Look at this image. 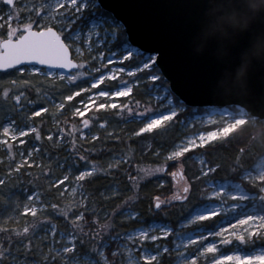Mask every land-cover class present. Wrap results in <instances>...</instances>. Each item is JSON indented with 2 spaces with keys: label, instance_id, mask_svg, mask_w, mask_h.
I'll use <instances>...</instances> for the list:
<instances>
[{
  "label": "snow or ice",
  "instance_id": "1",
  "mask_svg": "<svg viewBox=\"0 0 264 264\" xmlns=\"http://www.w3.org/2000/svg\"><path fill=\"white\" fill-rule=\"evenodd\" d=\"M4 2L8 10H0V70L27 71L63 80L65 72L62 69H71L75 74L67 79L88 86L73 83L75 90L70 94L59 95L63 90L51 91L46 99L42 98L40 88H33L37 98L32 99L28 95L30 81H24V90L4 87L0 93V101L6 109L4 118L0 119V165L3 166L0 204L11 209L0 219V264H264V158L258 163L245 164L242 161L246 159V149L240 147L232 161L235 166L230 168L231 175H217V170L224 168L223 164L211 159L206 152L194 154L192 151L204 148L213 140L232 139L251 116L259 113L243 102L223 107L220 111L231 119L223 121L222 128L183 137L173 135L170 140L161 141L170 144L165 161L179 165L172 173L178 178L177 185L170 197L152 196L149 208L160 210L162 206L170 208L174 202H181L187 205V211L175 222L146 221L142 211L133 207V203H139L141 199V182L153 171H165L168 165L141 169L136 164L137 175L133 176L129 168L133 167L135 149L129 148L120 152L108 149L114 153L113 161L101 167L90 156L102 153L106 144L84 147V143L88 142L91 127L99 124L105 128L109 120L106 116L93 114L92 110L97 113L101 109L116 110L114 118L122 117L125 112L130 114V119L139 117L142 124L132 136L139 138L141 151L146 152L152 150L153 144L145 134L159 141L162 134L172 133L177 126L189 123V105H215L223 93L215 89L216 99L197 101L183 93L174 95V85L164 84L162 92L157 91L156 107L141 106L142 110L136 112L130 104H120L114 98L128 97L133 86L140 83L138 79L128 82L121 78L118 86L105 85V90L100 86L106 79L115 80L121 73L135 77L145 70L151 81L166 79L159 75L164 71L165 52L163 48L138 47L124 35L130 29L114 0ZM130 59L135 62L130 68L108 67L115 61ZM97 62L100 66L94 68L93 64ZM42 65L50 67L42 70ZM85 68L89 70L84 71ZM9 83L16 84L17 81ZM80 93L86 94L87 102L79 99L80 107L72 113L82 117L80 127L72 124L71 131L64 127H58L56 131L48 129L47 136H43L41 128L45 121L41 114L49 112L48 101L55 109H65L66 103L79 97ZM102 97L112 98V102L97 103ZM42 103L45 106H40ZM134 103L139 104L138 101ZM85 113L89 115L85 116ZM37 117L39 123L33 119ZM29 133L34 134L33 147L22 148L28 143ZM108 137L122 143L121 136L115 135V129L103 137L100 131L92 132L91 141L107 140ZM45 139L49 142L47 146L43 144ZM131 139L127 138L129 144ZM145 140L147 142L142 143ZM61 151L65 154L61 155ZM41 152L48 157V167L44 166L43 159L38 161L36 158ZM154 154L159 156L160 149H155ZM193 157L200 166L189 179L182 160ZM34 165L41 168L37 175L43 174L49 179L45 189L39 186L33 190L25 189L27 202L22 203L12 192L13 181L25 173L31 176ZM122 165H125L123 169ZM53 167L63 170L54 178ZM141 171L143 176L139 175ZM117 172H121L125 183L117 178ZM101 174L108 181L104 190L98 197H93L91 192L84 195L87 191L84 184ZM78 190L81 195L76 200ZM69 192L73 196L71 201L61 199ZM126 192L131 194L124 195ZM193 195L200 197L198 203H189ZM114 199L121 203L107 207L106 202ZM20 209L30 215V221L25 219L23 224L19 223ZM49 211L62 216L64 227L58 226ZM164 216L168 217L169 213L165 212ZM217 217L227 218L222 220L227 223L226 228L217 224ZM233 219L235 225L228 222ZM133 221H139V226L120 227ZM236 225L241 226L239 231L235 230ZM42 241H47V247ZM226 245H234L235 250L230 254L221 253L220 248Z\"/></svg>",
  "mask_w": 264,
  "mask_h": 264
},
{
  "label": "water",
  "instance_id": "2",
  "mask_svg": "<svg viewBox=\"0 0 264 264\" xmlns=\"http://www.w3.org/2000/svg\"><path fill=\"white\" fill-rule=\"evenodd\" d=\"M114 3L128 22L126 35L132 43L164 49L162 75L170 87L174 85V94L203 101L216 99L215 89L223 93L215 105L190 107H227L243 102L259 113L256 118L264 120V55L256 54L257 46L264 43V5L255 0ZM238 77L244 79V87H218L221 81L235 82Z\"/></svg>",
  "mask_w": 264,
  "mask_h": 264
},
{
  "label": "trees",
  "instance_id": "3",
  "mask_svg": "<svg viewBox=\"0 0 264 264\" xmlns=\"http://www.w3.org/2000/svg\"><path fill=\"white\" fill-rule=\"evenodd\" d=\"M126 36V32L124 33ZM134 61L131 60L130 62H127L129 66H134ZM84 71H87L86 68L83 69ZM148 70H145V72H138L135 77H132L131 75L124 76L122 75L120 78H117L116 80H108L103 85H111L113 88L118 86L121 83V78H123L124 81L131 82L133 80L138 79L140 83L138 85H135L133 87V92L128 97H121L118 99L120 101V104H125L133 107L134 111L140 112L142 110L141 106H151L153 108L156 107L157 104H155L154 100H148L147 97V90L149 89L151 82L149 83L147 80V73ZM159 75L162 76V73H159ZM163 77V76H162ZM164 84H167L168 82L165 79L160 80ZM40 80L35 77L30 81V84L28 85V95L32 99H36V95L32 91L33 88H37V85L39 84ZM10 86V84H8ZM87 85L86 83L84 86ZM8 86V87H9ZM7 87V85H6ZM24 90V87L22 88ZM56 90H63L60 91L61 95H68L70 94V91H74V89L68 90V87L63 82H52L51 81V91ZM85 93L80 94L79 97L74 98L73 101H68L66 103L65 109H56L57 114L59 115V118L61 120V123L58 127H64L67 128L69 131H71V125L75 124L77 128L80 127V122L82 120V117L76 115L74 116L72 113L74 111V108L78 106L79 99H84ZM135 101H138L139 104L134 103ZM103 102H109L107 98H103L100 103ZM133 102V103H130ZM199 110H202L200 108ZM193 108L188 107V115H193L192 113ZM93 114H97L99 116H106L109 120V123L107 127L101 128L99 124H96L95 127H91L89 133L92 134V132L100 131L102 137L106 136L107 133L111 132L113 129H115V135L121 136L122 143H117L114 141L112 137H108L107 140L101 139L98 141H91V134L88 135V142L84 143L83 140H81V143H84V147H88L90 145L98 146L99 144L103 143L106 144V149L100 153V154H92L90 156V159H94L98 162V164L101 167H106L107 163L113 161V155L114 153H111L108 151V149H114L116 152L120 151H127L129 148L135 149V158L132 160V168H129V171L133 176L137 175V171L135 170V165L139 164L140 167L149 166V165H156L160 162V159L162 157V154L159 156H156L155 149L159 148L160 152L167 153L168 150H170V144L164 143L161 141H164L165 139H171L173 135L175 137H183L186 133V131H183V126H177L172 133H165L160 136V140H154L150 135H147V140H151L153 144V148L150 151H141V145L137 141L139 140L138 137L132 136V133L142 124L141 119H130V114L128 112H125L122 117L114 118L116 110H99L98 113L95 112V110H92ZM62 113V115H61ZM44 118L45 125L41 128V132L43 136H47V130L52 128V122L51 118L48 115V113L41 114ZM89 113H85V116H88ZM37 123H39V117L34 118ZM198 127V126H196ZM211 126H202L201 129H209ZM77 135H79L77 133ZM128 137H132L131 143L129 144L127 141ZM56 139V138H54ZM147 140L143 141L142 143H146ZM43 144L47 146L49 142L47 139L43 141ZM243 147L246 149L245 157L246 159L242 161L245 164H252L256 163L257 160L264 155V122L261 120H248L246 124L241 126L238 130V133L233 134V138L230 140H225L223 142L221 141H215L212 142L201 150H199V153H207V155L217 162L224 165V168L217 170V175H231L230 168L234 167L235 165L232 163L234 157L238 154L237 149ZM42 153V159L44 161V166L48 167L50 162L48 160V157ZM65 153L61 151V155H64ZM188 155V154H187ZM186 155V156H187ZM41 160V159H40ZM183 163L185 164V175L191 178L192 173L199 168L197 162L194 158H190L188 160H183ZM125 167V165H122V169ZM0 171H3L2 165H0ZM53 176L59 175L61 171H63L60 168L53 167ZM37 173H41V168L37 166L32 167V175L27 176L24 174V178L30 181H32V186L35 188L36 186H39L41 189L46 188V184L48 182L49 178H46L43 174L37 175ZM117 178L121 181V183H125L124 177L122 176L121 172L115 173ZM108 181L104 177L103 174L98 176L95 180L89 181L88 183L84 184V188L87 190L84 192V195H87L88 192H91L93 197H98L99 192L104 190V185L107 184ZM170 192V184L165 183L163 185L160 184V182L154 178V177H147L144 181L141 182V189L139 192V195L141 197L139 203H133V207L137 208L138 210L142 211L143 213V219L149 222H166L168 220H171L173 222L176 221L177 217L184 213L186 214L187 211V205L182 204L181 202L174 203L173 206L170 208H163L160 210L150 209L149 205L151 203V197L155 195H167ZM130 192L124 193V195H130ZM200 197L198 195H193L189 201V203H198ZM60 202V201H56ZM121 203V200L114 199L111 201L106 202L107 207H112L115 205H119ZM4 205L0 204V211L3 210ZM168 212L169 216L165 217L164 213ZM20 218L19 223L23 224L25 219L31 220L30 215L22 213V211H19ZM49 215L53 217V220L57 222L59 227H64V221L62 216L55 215L52 211L48 212ZM103 222V221H102ZM139 221H133L130 223L121 224L120 227L122 228H128L131 229L133 227L139 226Z\"/></svg>",
  "mask_w": 264,
  "mask_h": 264
},
{
  "label": "rangeland",
  "instance_id": "4",
  "mask_svg": "<svg viewBox=\"0 0 264 264\" xmlns=\"http://www.w3.org/2000/svg\"><path fill=\"white\" fill-rule=\"evenodd\" d=\"M27 2L31 3L32 0H27ZM21 7H23V5H21ZM0 10H2L3 12H6L8 10V6L4 2V0H0ZM33 18L35 19V17H33ZM113 51H118V49H113ZM86 55H87V53H86ZM134 56H135V53H134ZM74 58H76V57L74 56ZM130 61H131V59L130 60H123V61H115L112 65H108V67H109V69H112V68H115V69L130 68V66L127 64V62H130ZM104 63L106 64L107 61H105ZM99 66H100L99 62L93 64L94 68L95 67H99ZM41 68H42V70L43 69H47L45 67H41ZM86 70L88 71L89 69L86 68ZM53 71H56V70H53ZM103 71H104L103 68H101V73ZM73 74H75L73 71L70 72V73L65 72V78L63 80H61V79H57L56 77H46V76H43V75H40V74H32V73L27 72V71H26V73H19V72H15V71H12V70L2 71V72H0V93H2V90H3L4 87H6V85H7V87L9 86L8 85V84H10L9 81H17L16 84H10L9 88L15 89V88L19 87L22 90V88L24 87V81H32L33 78L37 77L40 80L39 84L37 85V88H40L42 90V98L46 99L48 94L50 93L49 91L51 89V81L52 82H63L68 87V90L74 89V88H72V84L73 83L80 84L79 81L71 82L70 80L67 79L68 76L73 75ZM122 75L127 76V75H130V74L121 73L120 76L117 77V78H120ZM81 79L87 80L88 78L87 77H82ZM108 80L112 81L113 79H110V78L106 79L104 84ZM147 80H148L149 83L150 82L152 83L150 85L149 89L147 90L148 100H154L155 104H157V102H156L157 91L159 90V91L162 92V86L164 85V83L161 82L160 80L151 81L150 79H148V77H147ZM153 84L156 85L155 88H153ZM103 85L100 86L101 90H105ZM167 85L169 86V83H167ZM80 86L81 87H87L88 85L84 86V84H80ZM61 94L62 93L59 92V95H61ZM80 94H82V93H80ZM87 95H90V93H88ZM119 98H121V97L114 98V99L118 103H120V101H118ZM84 99L87 102L86 94H85V98ZM102 99H103V97L100 98V100L97 101V103H100ZM107 100L109 101L108 103L112 102V98H107ZM48 105L50 106L48 115L51 118L50 120L52 122V126H53L52 128L54 129V131H56V129L58 128L59 125H57L55 123V121L58 120V121L61 122V120L59 118V115L56 112L55 107L51 106V101L50 100L48 101ZM40 106H45V105L42 103ZM77 107H80L79 103H78ZM188 107H190V106H188ZM229 107H231V106H229ZM192 108H193L192 113H194V114L193 115L192 114L188 115L189 123L186 124V125H183V128H182L183 131H186L184 136L190 135V134H193V133H198L200 131H213L216 128H222L224 126L223 121H228V120L231 119V117L227 113H224V112L220 111V109L223 108V107H197V108L192 107ZM200 108H202V110H199ZM32 110H35V109L33 108ZM5 111H6V109L3 106L2 101H0V119L4 118ZM249 115H251V114L249 113ZM13 118L15 119L16 117H13ZM137 119H140V118L137 117ZM256 119L261 120V121L264 122V120L256 118L255 116H251L249 120H256ZM17 122L19 123L20 121L17 120ZM207 125L211 126V128H209V129H201L202 126L204 127V126H207ZM196 126H198V127H196ZM89 134H91V133H89ZM33 139H34V134L29 133L28 136H27L28 143H26L25 146H21V147L22 148H31V147H33L32 143H31V141ZM215 141H217V140H213L210 143L215 142ZM199 150H201V149H194L192 151L195 154V153H199ZM160 154H162V157L160 159V162L158 164H156V165H163V164L167 163L168 167L166 168L165 171H153L152 175L148 176V177L156 178L160 182L161 185L165 184L166 182L170 184V192L167 195L161 196V198L163 199L165 197H170L171 194L176 189L177 179L178 178L173 176L172 173L178 169L179 165L178 164H174L171 160L165 161L166 153L160 152ZM185 155H187V154H185ZM42 157H43L42 153H37L36 154V158H37L38 161L40 159H42ZM261 158H264V155H262L257 160L256 163H258ZM195 161L197 162L198 166H200L199 162L196 159H195ZM182 162H183V160H182ZM156 165H149V166H144V167H148L149 169H154ZM144 167H141V169H143ZM2 169H3V166H2ZM73 171H75V170H73ZM23 175L24 174L20 175L18 177L17 181H13L14 187L12 188V192L15 193V196L18 197L19 200L22 203L27 202L26 198H25V189H28V190H33L34 189V187L32 186V183L31 184H29V183H23V184L19 183V181H30L29 178H28V180H26ZM139 175L143 176L144 173L141 171L139 173ZM54 177L55 176H53L52 178H54ZM145 178H147V177H145ZM80 195H81V192L78 190V192H77V194L75 196V199L79 200L80 199ZM61 199H67L68 201H71L73 199V196H72L71 192H69L68 195L65 198H61ZM46 202H47V199H46ZM174 203H176V202H174ZM174 203L172 204V206L174 205ZM163 208L164 207L162 206L161 209H163ZM10 211H11L10 208H7V207L4 206L3 210L0 211V219H2L4 216H6ZM18 211H22V209H20ZM226 219L227 218H224V217H217L216 218V222H217V224L220 227H225L226 228L227 227V223L222 222V220H226ZM230 221L231 220H229L228 222H230ZM152 223H161L162 224L164 222H155L154 221ZM233 225H235V223H233ZM240 228H241V226H239V225L235 226V230L236 231H239ZM211 239L212 238L209 237L210 241H211ZM42 243L45 245V247H47V241H42ZM257 246H260V245L258 244ZM225 249H228V251H226ZM234 250H235V246L234 245H226V246H224V248H220V252L223 253V254H230V252L234 251Z\"/></svg>",
  "mask_w": 264,
  "mask_h": 264
},
{
  "label": "clouds",
  "instance_id": "5",
  "mask_svg": "<svg viewBox=\"0 0 264 264\" xmlns=\"http://www.w3.org/2000/svg\"><path fill=\"white\" fill-rule=\"evenodd\" d=\"M258 5H264V0H255ZM256 54L264 55V43H261L256 48ZM245 81L243 78L237 79L235 82L221 81L218 85L223 90H231L234 87H244Z\"/></svg>",
  "mask_w": 264,
  "mask_h": 264
},
{
  "label": "bare ground",
  "instance_id": "6",
  "mask_svg": "<svg viewBox=\"0 0 264 264\" xmlns=\"http://www.w3.org/2000/svg\"><path fill=\"white\" fill-rule=\"evenodd\" d=\"M230 223H232V224H233V223H235V220H234V219H233V220H231V221H230Z\"/></svg>",
  "mask_w": 264,
  "mask_h": 264
}]
</instances>
